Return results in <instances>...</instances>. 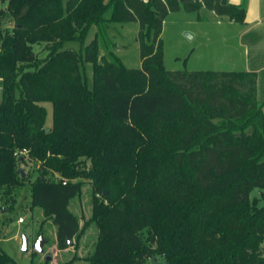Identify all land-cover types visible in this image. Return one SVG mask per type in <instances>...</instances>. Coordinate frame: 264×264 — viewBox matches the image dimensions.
Returning a JSON list of instances; mask_svg holds the SVG:
<instances>
[{"label": "trees", "instance_id": "obj_1", "mask_svg": "<svg viewBox=\"0 0 264 264\" xmlns=\"http://www.w3.org/2000/svg\"><path fill=\"white\" fill-rule=\"evenodd\" d=\"M2 2L0 15L12 23L0 28L2 197L30 181V206L52 221L60 251L93 225L88 264H150L152 257L162 264H264V205L249 197L264 189L256 73L168 71L160 37L169 12L204 8L242 23L244 6L228 0ZM129 21L139 25L138 68L113 52L99 55V35ZM70 41L80 43L78 50L66 46ZM84 62L91 65V85ZM32 160L39 164L30 180L20 169ZM83 179L92 187V208L80 227L70 203ZM0 264L18 263L0 248Z\"/></svg>", "mask_w": 264, "mask_h": 264}, {"label": "rangeland", "instance_id": "obj_2", "mask_svg": "<svg viewBox=\"0 0 264 264\" xmlns=\"http://www.w3.org/2000/svg\"><path fill=\"white\" fill-rule=\"evenodd\" d=\"M6 8V3H0V10ZM201 12H205L201 11ZM197 12H188L183 8L169 12L163 20L162 60L163 66L168 71L176 70H236L237 64L228 60L229 56H222L225 46L221 34L213 30V23L207 19L198 20ZM204 14V13H203ZM11 22L0 15V28H10ZM138 22H114L108 29L99 35V55L108 56L109 52L115 53L121 62L128 68H138L141 65L139 46L137 41ZM96 28L93 27L85 39V44L94 37ZM186 33L195 36L188 37ZM78 50L80 43L70 41L66 43ZM43 43L34 45V50H42ZM45 52L40 53L44 56ZM82 72L87 76L88 85H91V65L82 63ZM46 108V124H51V103L42 102ZM38 162L26 161L22 165L24 176L33 180L37 176ZM83 189L77 198L70 203V210L78 217L82 227L91 217L92 187L88 180L83 179ZM30 181L14 190L9 197H2L0 192V248L18 264H45L46 256H51L49 264L65 263L76 255L73 264H88L85 258L89 256L96 241V228L93 225L86 227L79 242L74 241L73 252L67 255L56 256L52 249L55 244L56 228L49 218H45L39 208L30 206ZM250 200L256 199L257 206L264 205V189H253ZM19 218L24 219V224H18ZM47 242L43 246V254L34 252L35 241L39 235ZM23 236L28 239V251H22ZM36 253V254H35ZM59 259V260H58ZM58 260V261H57ZM161 262L160 259H158Z\"/></svg>", "mask_w": 264, "mask_h": 264}, {"label": "crops", "instance_id": "obj_3", "mask_svg": "<svg viewBox=\"0 0 264 264\" xmlns=\"http://www.w3.org/2000/svg\"><path fill=\"white\" fill-rule=\"evenodd\" d=\"M228 1L244 6V22H233L226 16H219L204 8L198 11L196 18L200 21L207 19L213 23V30L221 34V40L226 47L222 56L228 54V60L237 64L236 70L256 73V98L264 112V0ZM204 10L205 12H201ZM193 36L195 33L191 34ZM71 248L58 250L56 240L52 247L57 257L72 253Z\"/></svg>", "mask_w": 264, "mask_h": 264}, {"label": "water", "instance_id": "obj_4", "mask_svg": "<svg viewBox=\"0 0 264 264\" xmlns=\"http://www.w3.org/2000/svg\"><path fill=\"white\" fill-rule=\"evenodd\" d=\"M186 36L191 37V34L186 33ZM22 176H24V171L20 169ZM46 240L43 239V236L40 234L35 241L34 245V252L38 254H43V246L46 244ZM67 245H69V241H66ZM22 251L27 252L28 251V239L26 236H23V241H22ZM45 261L50 262L51 261V256L47 255ZM150 264H162L161 262L157 261L155 257H152L150 259Z\"/></svg>", "mask_w": 264, "mask_h": 264}, {"label": "built area", "instance_id": "obj_5", "mask_svg": "<svg viewBox=\"0 0 264 264\" xmlns=\"http://www.w3.org/2000/svg\"><path fill=\"white\" fill-rule=\"evenodd\" d=\"M26 151H27V150L24 149V150L20 151L19 154H25ZM17 223H18V224H23V223H24V219H23V218H19V219L17 220Z\"/></svg>", "mask_w": 264, "mask_h": 264}]
</instances>
